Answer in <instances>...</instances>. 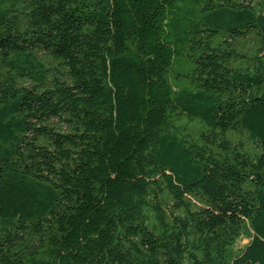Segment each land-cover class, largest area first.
<instances>
[{
    "label": "trees",
    "instance_id": "1",
    "mask_svg": "<svg viewBox=\"0 0 264 264\" xmlns=\"http://www.w3.org/2000/svg\"><path fill=\"white\" fill-rule=\"evenodd\" d=\"M0 264H264V0H0Z\"/></svg>",
    "mask_w": 264,
    "mask_h": 264
},
{
    "label": "rangeland",
    "instance_id": "2",
    "mask_svg": "<svg viewBox=\"0 0 264 264\" xmlns=\"http://www.w3.org/2000/svg\"><path fill=\"white\" fill-rule=\"evenodd\" d=\"M244 243H246V241L241 242L239 246L243 245Z\"/></svg>",
    "mask_w": 264,
    "mask_h": 264
}]
</instances>
